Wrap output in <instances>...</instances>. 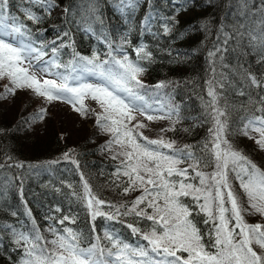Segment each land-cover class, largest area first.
Segmentation results:
<instances>
[{
  "label": "snow or ice",
  "instance_id": "obj_1",
  "mask_svg": "<svg viewBox=\"0 0 264 264\" xmlns=\"http://www.w3.org/2000/svg\"><path fill=\"white\" fill-rule=\"evenodd\" d=\"M38 2L49 14L59 7L57 0ZM173 3L178 5L174 14L163 17L165 35L172 34L175 25L179 24L176 17L190 6H196L197 0H184L183 3L173 0ZM8 5L9 0H0V80L8 79L11 87L5 86L4 96L0 98H7L17 89H30L48 102L71 104L82 116L90 112L85 99L90 97L96 101L101 109L93 113L96 124L111 137L104 148L112 153L113 160H119L115 175L127 178L123 192L139 191L141 194L131 205H120L125 209L121 213L116 205L99 199L81 173L84 187L81 199L90 209L93 221L98 216L114 220L119 215L134 214L152 222L144 231L128 225L146 244L125 242L106 230L104 239L108 244L104 246L98 234L94 235L95 243L83 246L82 233L70 227L49 226L47 231L52 238L47 239L35 224L34 217L30 232L11 224L0 226V235L10 230L16 247L23 250L19 264H264V223H248L245 219L246 215L255 214L264 217V169L237 150L228 139L229 135L238 132L264 150V96L260 98L259 107L239 117L241 127L230 126L231 112L235 109L229 104L224 90L226 85L231 87V81L224 73L216 79L213 66L214 75L208 81L207 89L210 99L205 101L207 118L212 126L201 154L196 155L190 145L177 148L175 141L163 137L150 139L140 131L146 124L137 121V114L148 121L173 116L179 121V107L161 104L159 99V90L166 88L167 83L160 82L150 89L140 79L147 70L142 62H154L151 51L145 46L135 48L137 60L134 61L127 54H116L123 52V44L115 49L109 42L106 59H101L97 53L87 57L73 51V59L64 64L60 62L59 47L48 49L42 44H34L27 26L8 14ZM137 6L138 0L117 2L121 11ZM227 15L235 16V22L230 33L223 32L222 25L224 39L217 37L219 43L208 53L213 65L218 59L223 67H227L223 64L224 53L229 51L228 42L232 40L236 45L232 51L240 49L241 58L250 51L256 57L255 63L264 66V0H236L235 5L229 4ZM26 18L39 22V17L31 10L26 13ZM150 20L151 15L144 18L145 27ZM87 31H92L91 27ZM124 42L130 43L126 39ZM49 51L52 56L45 59ZM236 70L247 88L264 90V72L253 73L244 64L238 65ZM37 73L54 78L41 80ZM89 76L95 77L97 82H86ZM238 95H245V91L238 90ZM44 115L45 110L41 109L31 119H43ZM133 121L137 122L133 124ZM11 159L7 157V160ZM63 159L79 167L72 154L65 153ZM186 162L187 166L181 167ZM209 166L213 170L205 172L203 168ZM5 167L24 168L25 165L0 163V169ZM232 179L238 182L247 197V207L241 204L240 195L234 191ZM20 193L23 194V181L20 182ZM185 198H189L191 204L186 203ZM105 205L115 212L102 211ZM56 211L60 210L57 208ZM194 212L206 214L204 223L212 225L208 233L210 247H206L204 236L193 222ZM26 213L31 216L30 209L26 208ZM11 215L15 217L17 213ZM47 219L56 218L49 216ZM69 219L64 216L56 223L63 225ZM71 222H75L74 218Z\"/></svg>",
  "mask_w": 264,
  "mask_h": 264
},
{
  "label": "trees",
  "instance_id": "obj_2",
  "mask_svg": "<svg viewBox=\"0 0 264 264\" xmlns=\"http://www.w3.org/2000/svg\"><path fill=\"white\" fill-rule=\"evenodd\" d=\"M117 2L118 0H57L59 7L54 10L59 13L49 14L38 0H9L7 11L17 22L27 26L34 44H42L48 49L59 47L60 62L64 64L73 59V51L87 57L97 53L101 59H106L110 51L109 42L115 49L123 44V52L117 51L116 54H127L134 61L137 60L135 48L145 46L151 51L154 62H142L147 70L140 79L153 86L160 82L167 83L165 90L162 89L166 95L159 99L165 105L179 107V121L175 116L171 119L148 121L145 116L137 114V121L146 124L140 131L150 139L163 137L165 140L175 141L177 148L190 145L196 155L201 154L203 145L209 140V128L212 126L207 118L205 101L210 99L207 89L208 81L214 75L213 66L216 79H220V73H224L227 80L231 81V87L226 85L224 90L229 104L235 109L231 112L230 126L241 127L239 117L260 106L264 90L247 88L236 70L238 65L244 64L253 73L264 72V66L255 63L256 57L249 50H246L249 54L241 58L240 49L232 51L236 45L229 40V51L224 53L223 61L227 67H223L218 59L213 65L208 56L213 45L219 43L217 37L224 39L222 25L223 32L232 31L235 16H228L227 13L229 4L235 5L236 0H197L196 6H190L176 17L179 24L175 25L171 35L164 34L163 17L174 14L178 5L173 0H151V3L149 0H138L137 7L125 8L123 11L117 7ZM180 2L183 3L184 0ZM65 8L69 11L65 12ZM29 10L39 17L38 23L27 20L26 13ZM149 15L151 20L145 27L144 18ZM88 27L92 31H87ZM65 32L69 35L65 36ZM125 39L130 43H125ZM61 45L64 46L60 47ZM48 56H52L50 51ZM5 80L11 86L9 80ZM240 89L245 91V95H238ZM1 96L3 95L0 94ZM9 98L14 103L15 95L0 98V111H5L0 115V163H23L25 167L0 169V226L11 224L21 231L30 232L34 217L35 224L47 239L52 238L47 229L55 226L57 229L70 227L82 233L83 246L95 243L94 235L97 234L101 237L102 246L107 245L108 241L104 239L106 230L125 242L146 244L138 234H133L128 225L144 231L150 227L151 221L134 214L119 215L114 220L98 216L93 221L90 209L81 199L84 195L83 180L88 182L91 191L99 199L116 205L121 213L125 209L120 205H131L141 194L139 191L127 194L123 192L127 178L115 175L119 160H113L112 153L104 148L111 137L97 126L94 108L86 106L90 110L87 116L70 110L79 118L75 116L72 124L65 125L64 121L54 118L45 109L44 118L33 121L31 118L41 109L37 108L34 113L26 111L27 101L16 114V105L6 104ZM69 106L72 107L71 104ZM84 121L94 124L95 130H89ZM76 122L80 123L74 126ZM228 139L237 150H241L264 169V150L253 140L238 132L229 135ZM65 153L72 154V158L78 161V168L63 159ZM9 156L12 157L11 160H7ZM53 161L58 163H51ZM27 165L36 167L29 169ZM185 166L187 162L181 165ZM203 170L211 172L213 169L209 166ZM231 182L234 191L240 195L241 204L247 207V197L243 195L238 182L234 179ZM185 202L191 204L189 198H185ZM26 208L31 210V216L27 215ZM57 208L59 212L56 211ZM102 211L114 213L115 209L105 205L102 206ZM12 212H16L17 216H12ZM49 216L56 219L49 220ZM64 216L70 219L63 225L56 223ZM72 218L74 223L71 222ZM192 219L204 236L206 247H210L208 233L212 225L204 223L206 214L194 212ZM245 219L248 223H264V217L258 214L246 215ZM22 254L23 250L16 247L10 230L7 234L0 235V264H19Z\"/></svg>",
  "mask_w": 264,
  "mask_h": 264
},
{
  "label": "rangeland",
  "instance_id": "obj_3",
  "mask_svg": "<svg viewBox=\"0 0 264 264\" xmlns=\"http://www.w3.org/2000/svg\"><path fill=\"white\" fill-rule=\"evenodd\" d=\"M59 13V11H55V14ZM50 56H46L45 59H49ZM64 71V70H61ZM38 78H40L41 80L43 79H52L54 77L52 76H47V75H42L41 73H37ZM5 80V79H4ZM0 80V94H2L4 96V88L5 86H9L5 81L7 80ZM59 82V81H58ZM86 82H91V83H95L97 82L95 77H91L89 76L86 80ZM145 85L149 86V88L151 89L153 87V85L145 83ZM11 87V86H9ZM24 90V92H23ZM27 90V91H26ZM165 90V89H164ZM160 92V96L159 98H163L164 95H166V93L161 89L159 90ZM10 95H15V99H14V103H11V99L9 98L6 104H15L16 105V114L18 112H20L22 105L24 102H28L26 103V107L25 110L34 113L35 110L37 108L39 109H45L47 112L50 111V113H52V115L54 116V118H59L62 121H64L65 125L67 124H72V120H75L76 117L79 118L78 115L74 114L76 113V111L73 109V107L69 106V103L64 102V101H52V102H48L45 98L40 97L38 95H36L32 90L30 89H20V90H16L14 94H10ZM29 95V96H28ZM1 96V97H3ZM8 96V95H7ZM161 104H164L161 100H160ZM85 106H89V107H93L95 112H100L101 109L98 105V103L94 100H92L90 97L86 98L85 101ZM165 105V104H164ZM13 107L9 106L7 109ZM70 110H74L73 112H71ZM3 112H5L4 110H2ZM0 111V115L2 114ZM165 111H167V108H165ZM64 112H69L70 114H64ZM76 116V117H75ZM85 123H87L86 121H84ZM78 123L80 122H76L74 126H77ZM90 124V123H89ZM88 123L86 124V127L89 130H95L96 126H94V124H90ZM83 126V124H82ZM91 130V131H92Z\"/></svg>",
  "mask_w": 264,
  "mask_h": 264
}]
</instances>
